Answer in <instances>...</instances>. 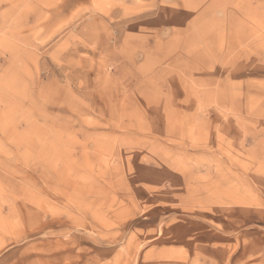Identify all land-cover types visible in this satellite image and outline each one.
Listing matches in <instances>:
<instances>
[{"label":"rangeland","instance_id":"1","mask_svg":"<svg viewBox=\"0 0 264 264\" xmlns=\"http://www.w3.org/2000/svg\"><path fill=\"white\" fill-rule=\"evenodd\" d=\"M0 264H264V0H0Z\"/></svg>","mask_w":264,"mask_h":264}]
</instances>
